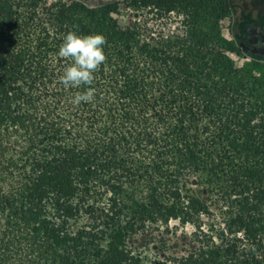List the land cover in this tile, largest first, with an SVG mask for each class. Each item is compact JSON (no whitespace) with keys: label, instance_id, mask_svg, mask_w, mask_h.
Wrapping results in <instances>:
<instances>
[{"label":"trees","instance_id":"1","mask_svg":"<svg viewBox=\"0 0 264 264\" xmlns=\"http://www.w3.org/2000/svg\"><path fill=\"white\" fill-rule=\"evenodd\" d=\"M118 1L0 0V264H264V76L229 0H133L125 28ZM69 31L106 39L90 102Z\"/></svg>","mask_w":264,"mask_h":264},{"label":"clouds","instance_id":"2","mask_svg":"<svg viewBox=\"0 0 264 264\" xmlns=\"http://www.w3.org/2000/svg\"><path fill=\"white\" fill-rule=\"evenodd\" d=\"M105 42V36L101 33L80 35L69 31L64 35L58 55L70 58L72 63L64 69L61 83L65 87L85 86V90L74 97V103L94 99V89L87 86L92 85L94 72L106 59L103 47Z\"/></svg>","mask_w":264,"mask_h":264},{"label":"flooded vegetation","instance_id":"3","mask_svg":"<svg viewBox=\"0 0 264 264\" xmlns=\"http://www.w3.org/2000/svg\"><path fill=\"white\" fill-rule=\"evenodd\" d=\"M94 1L99 4L108 0ZM229 3L231 36L240 52L252 59L264 61V0H229Z\"/></svg>","mask_w":264,"mask_h":264},{"label":"rangeland","instance_id":"4","mask_svg":"<svg viewBox=\"0 0 264 264\" xmlns=\"http://www.w3.org/2000/svg\"><path fill=\"white\" fill-rule=\"evenodd\" d=\"M65 4L77 2L78 0H61ZM80 1V0H79ZM87 6L90 8H94L98 6V3H96L94 0H90L87 2ZM111 10L114 12L113 17L117 20V23L121 28L127 27L131 21L134 20L137 16L135 15L134 12V5H133V0H123V1H118L117 5L114 7H111ZM174 13L170 16L171 21L166 22L165 24V33L169 34L171 31L174 30L177 26H179V21L183 19V16L179 17V19H174L173 18ZM178 21V22H177ZM228 24L229 20L228 19H223L220 22V27H221V34L224 39L228 40L229 42L233 43L234 46V51H228L227 54L228 56L233 60L235 66L237 68H246L248 71H251L253 74L256 76H264V61L262 62H257L253 60L251 57H248L240 52V50L237 49L235 46L236 44L234 43V40L232 36L228 32ZM170 226H177V223L175 221H172L170 223ZM181 228L177 229V233L179 234L181 232ZM190 227H186V232L190 231ZM131 247L135 249H142V248H150V254L149 255H155L156 254V249L154 248L155 245L150 246L148 239L144 235H138L133 239H129L127 242L128 249Z\"/></svg>","mask_w":264,"mask_h":264}]
</instances>
